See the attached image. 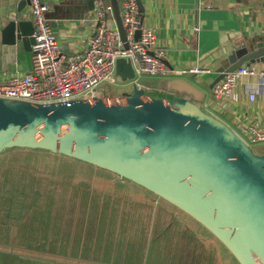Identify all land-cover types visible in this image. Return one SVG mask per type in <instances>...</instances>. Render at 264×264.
I'll list each match as a JSON object with an SVG mask.
<instances>
[{
	"label": "water",
	"instance_id": "95a60500",
	"mask_svg": "<svg viewBox=\"0 0 264 264\" xmlns=\"http://www.w3.org/2000/svg\"><path fill=\"white\" fill-rule=\"evenodd\" d=\"M109 3L125 42L117 0ZM25 5L28 0H20L16 12ZM32 31V21L5 27L7 60L13 59L18 42L30 51ZM229 48L228 66L210 88L243 64L264 62V41L241 40ZM115 72L124 81L134 76L123 59ZM130 88L127 97L102 95L70 104L0 98V153L46 150L118 175L192 218L237 264H264V155L190 101L154 98L135 84Z\"/></svg>",
	"mask_w": 264,
	"mask_h": 264
},
{
	"label": "crops",
	"instance_id": "0c3cea01",
	"mask_svg": "<svg viewBox=\"0 0 264 264\" xmlns=\"http://www.w3.org/2000/svg\"><path fill=\"white\" fill-rule=\"evenodd\" d=\"M19 1L0 0V79L30 73L32 69L31 52L24 50L20 42L16 45L12 60L6 59L2 49L3 31L11 21H32L29 5L16 12ZM42 1L49 6L46 17L62 52L66 56L80 54L94 26L91 0ZM139 2L142 11L140 12L138 8V21L140 25L154 30L158 45L165 51L168 64L166 74L143 77L155 82L152 91L142 87L144 92L154 98L168 101L174 98L186 99L238 134L242 127L252 125L264 129V86H260L259 78L248 76L242 78L234 88L233 95L224 102L215 101L210 88L212 81L228 66L226 57L230 52V44L241 40L264 41V35L260 32L263 22V0H139ZM252 66L258 70L263 68L264 62ZM194 67L207 68L210 73L194 75L187 72ZM182 71L185 73L179 74ZM130 87L128 84V87L120 90L118 95L110 97H127L131 93ZM250 94L255 95L252 101L249 99ZM109 175L111 176L105 174L104 177L110 181H117L115 185L118 187L120 197L117 202H122V208L110 210V213H116L115 217L104 218L120 223L118 221L122 220L126 212L124 201L129 200L131 204L133 201L137 202L132 204L130 209L136 213L134 220L139 224V229H147L152 222L153 233L156 234L151 261L157 259L161 261L160 264H219L221 257L226 259L225 264H237L228 250L192 218L167 202L157 199L147 190L129 181L118 180L116 176H112L113 174ZM127 189L132 192L127 193ZM154 205L156 211H152V214L150 209ZM91 210L88 212L93 218L94 213L92 214ZM105 220L103 224L106 226ZM98 221L102 222L100 217ZM90 222L92 223V220ZM105 230L107 226L103 234L106 233ZM120 232L124 233V230L119 227L117 230L115 226L114 234ZM167 233L171 234L173 240H160ZM183 233L187 234V238ZM79 241L85 244L83 252L94 253L93 256L104 254L105 249L102 248L104 243L113 248L121 246L118 240H100V235ZM144 241L146 240H140V246L143 247ZM171 243L176 247L174 251L170 250L177 252L175 256L166 251ZM201 245L205 246L206 251L202 257L198 249ZM180 246L186 252L179 256ZM122 251L121 246L120 252L123 253ZM137 254L132 252L130 255L145 263L142 260V251ZM88 258H91L90 255Z\"/></svg>",
	"mask_w": 264,
	"mask_h": 264
},
{
	"label": "rangeland",
	"instance_id": "374dc122",
	"mask_svg": "<svg viewBox=\"0 0 264 264\" xmlns=\"http://www.w3.org/2000/svg\"><path fill=\"white\" fill-rule=\"evenodd\" d=\"M102 1L105 5L108 3V0ZM30 16L33 18L32 13ZM107 19L113 20L110 13H107ZM139 26L142 27L143 24ZM113 77L114 84L104 83L99 86V90L106 97L118 95L120 90L128 87L129 83L121 80L116 72ZM249 147L256 154H264V143H249ZM33 155L13 160L8 157L18 156V152L0 154V264L161 263L157 259L151 261L156 237L153 233V223L143 230L139 229V224L134 220L136 213L132 212L130 207L137 202L133 201L131 204L129 200L124 201L126 212L122 220L118 221L120 223L105 220L107 217L116 216V213H110V210L122 208V202H117L120 198L118 187L115 185L117 181L105 178L112 173L108 174L90 164L51 154L46 150L37 151ZM112 176L121 181H128L115 174ZM126 191L128 193L130 190ZM156 198L160 199L157 196ZM90 209L92 214L94 213L93 218L88 212ZM150 211H156L155 205ZM99 217L102 220L100 223ZM104 220L107 226L105 234ZM115 226L117 230L118 227L123 229L124 233L114 234ZM99 235L100 240L120 241L123 253L120 252V245L113 248L105 243L102 245L105 252L100 254L101 256L84 253L85 244L79 240H85L86 237L96 238ZM183 236L187 238L186 233H183ZM140 240H146L143 247L140 246ZM160 240L173 239L171 234L167 233ZM175 249V245L171 243L166 251L170 253V250ZM198 249L202 257L206 253L205 246L201 245ZM139 251H142V260L145 263L130 255L132 252L138 255ZM183 252L186 250L180 246L179 256ZM175 253L177 252H171L172 256H175ZM225 263L226 259L220 257L219 264Z\"/></svg>",
	"mask_w": 264,
	"mask_h": 264
},
{
	"label": "built area",
	"instance_id": "2783aa9c",
	"mask_svg": "<svg viewBox=\"0 0 264 264\" xmlns=\"http://www.w3.org/2000/svg\"><path fill=\"white\" fill-rule=\"evenodd\" d=\"M92 2L94 26L85 40L84 48L77 56H66L46 17L49 6L42 0H28L33 15L31 37L34 42L30 47L32 69L30 73L0 79L1 99L36 104H70L78 99L102 96L99 86L115 83L113 74L116 62L120 59L133 69L130 86L135 84L142 88L139 81L143 77H158L168 72L166 54L158 45L154 30L139 26L136 0H123L119 9L125 42L120 39L114 20L107 19V13L112 15L109 0L106 5L102 0ZM137 31L140 32L138 39ZM260 32L264 35V0ZM187 72L205 75L210 70L194 67ZM246 76L259 78L260 86H264V66L257 70L252 64H243L225 73L211 88L214 100L224 102L229 99L239 81ZM254 97V94H250V101ZM238 135L248 145L264 143V129L256 125L242 127Z\"/></svg>",
	"mask_w": 264,
	"mask_h": 264
},
{
	"label": "trees",
	"instance_id": "16d2710c",
	"mask_svg": "<svg viewBox=\"0 0 264 264\" xmlns=\"http://www.w3.org/2000/svg\"><path fill=\"white\" fill-rule=\"evenodd\" d=\"M122 3H123V0H117V4H118V7L119 9L121 8L122 6ZM140 85H142V87H144L145 89H148L149 91H152L154 88H155V82H152L148 79H145V78H142L140 81H139ZM149 96H151V94H149ZM152 97V96H151ZM37 151H41V150H32V149H26V148H12V149H7V150H4L2 152L3 153H6V152H18V156H14V157H8L10 159H13V160H17V159H23L27 156L29 157H33V153L37 152ZM254 152V151H253ZM50 153V152H49ZM255 153V152H254ZM1 154V153H0ZM52 154V153H51ZM22 155V157L20 156ZM55 155H59V154H55ZM264 155V154H263ZM63 156V155H62ZM7 157V156H5ZM68 158V157H67ZM72 159V158H71ZM108 173V171H106ZM237 263V262H236Z\"/></svg>",
	"mask_w": 264,
	"mask_h": 264
}]
</instances>
